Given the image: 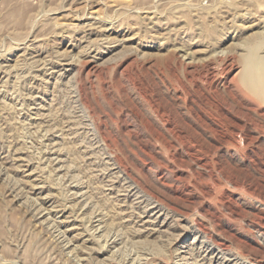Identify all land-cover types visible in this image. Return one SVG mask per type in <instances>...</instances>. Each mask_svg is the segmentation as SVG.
<instances>
[{
  "label": "rangeland",
  "instance_id": "rangeland-1",
  "mask_svg": "<svg viewBox=\"0 0 264 264\" xmlns=\"http://www.w3.org/2000/svg\"><path fill=\"white\" fill-rule=\"evenodd\" d=\"M261 40L264 0H0V264H209L196 223L264 264Z\"/></svg>",
  "mask_w": 264,
  "mask_h": 264
},
{
  "label": "bare ground",
  "instance_id": "bare-ground-1",
  "mask_svg": "<svg viewBox=\"0 0 264 264\" xmlns=\"http://www.w3.org/2000/svg\"><path fill=\"white\" fill-rule=\"evenodd\" d=\"M263 41V42H262ZM248 42V41H247ZM30 45V44H29ZM264 48V40H261L257 43L248 42L247 48L245 49L244 53L240 57V64L241 68L238 73L234 74L235 78L234 80L240 81L243 86L254 96L264 101V55H261V50ZM221 52V51H220ZM217 53V52H216ZM219 54V53H218ZM223 54V53H222ZM223 56V55H221ZM75 57V56H74ZM21 61V60H20ZM225 67V70L231 69L233 66L232 62L229 63V61H223ZM228 71V70H227ZM219 74V73H218ZM217 81V80H216ZM240 85V84H239ZM216 87V86H215ZM65 118V117H64ZM66 119V118H65ZM74 119V118H73ZM25 120V119H24ZM239 125V124H238ZM236 123V127L238 126ZM81 134V133H80ZM115 156V155H114ZM199 157V156H198ZM201 162H205V160L200 159ZM48 161V160H47ZM104 169V168H103ZM46 170V169H45ZM233 183V185L236 184L233 180L230 181ZM205 192L208 195L212 194L213 188L210 186L204 188ZM136 191V190H135ZM90 192V191H89ZM187 192V191H186ZM214 193V192H213ZM151 194V193H150ZM182 197V198H181ZM82 198V197H81ZM177 200L183 201L185 199L182 195L176 196ZM105 200V199H104ZM186 200V199H185ZM187 201V200H186ZM153 205V204H152ZM169 210H173L177 213H181V211H178L176 207L169 206ZM152 211L155 214H159L160 216L163 215L165 219V210L163 211L162 208H160L159 204H154L152 206ZM212 214V213H211ZM182 217L185 218L183 215V212L181 213ZM186 215V213H185ZM159 217H154V219H159ZM162 216V217H163ZM167 216V215H166ZM187 216V215H186ZM181 217V218H182ZM150 219V218H148ZM183 219L179 220L180 222ZM185 220V219H184ZM153 221V220H151ZM161 222V221H160ZM162 221L161 223H163ZM187 222V221H186ZM94 223V222H93ZM188 223V222H187ZM196 223V222H195ZM168 224V223H167ZM184 224V223H183ZM56 225V224H55ZM156 225V224H154ZM187 225V224H186ZM185 225V226H186ZM158 226V225H157ZM184 226V225H183ZM167 227V226H166ZM165 227V228H166ZM161 228V227H160ZM58 229V228H57ZM143 229V228H142ZM152 229V228H151ZM190 230V229H189ZM194 232V239L193 243L196 239H201L200 246L197 247V257H199L201 261L208 260L209 264H229L230 261V254H226L225 247L220 244H215V246H204V240H210V233L199 223H196V225H193L192 228ZM143 230H137L133 233H136L137 235H140L141 233H144ZM162 232V231H161ZM114 233V232H113ZM135 235V234H134ZM116 238V237H115ZM136 238V237H135ZM137 239V238H136ZM114 240V239H113ZM206 242V241H205ZM218 242V241H217ZM216 242V243H217ZM208 244V243H207ZM125 245V244H124ZM195 246V245H194ZM229 250V249H227ZM226 250V251H227ZM191 251V250H190ZM193 251V250H192ZM231 253V252H229ZM151 256V255H150ZM195 256V255H194ZM75 258V257H74ZM195 258V257H194ZM186 261V260H185ZM243 261V260H242ZM234 262V260H233ZM236 262V261H235ZM181 264V263H180ZM185 264H188L187 262ZM190 264V263H189Z\"/></svg>",
  "mask_w": 264,
  "mask_h": 264
}]
</instances>
